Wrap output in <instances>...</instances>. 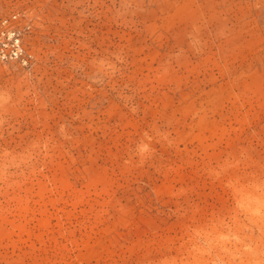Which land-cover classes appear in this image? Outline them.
I'll list each match as a JSON object with an SVG mask.
<instances>
[{"label": "rangeland", "instance_id": "obj_1", "mask_svg": "<svg viewBox=\"0 0 264 264\" xmlns=\"http://www.w3.org/2000/svg\"><path fill=\"white\" fill-rule=\"evenodd\" d=\"M0 264H264V0H0Z\"/></svg>", "mask_w": 264, "mask_h": 264}, {"label": "built area", "instance_id": "obj_2", "mask_svg": "<svg viewBox=\"0 0 264 264\" xmlns=\"http://www.w3.org/2000/svg\"><path fill=\"white\" fill-rule=\"evenodd\" d=\"M16 21V14L0 19V61L15 60L27 64L28 58L21 43L20 30Z\"/></svg>", "mask_w": 264, "mask_h": 264}]
</instances>
